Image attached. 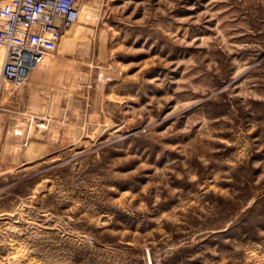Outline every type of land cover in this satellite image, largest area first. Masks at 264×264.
I'll list each match as a JSON object with an SVG mask.
<instances>
[{"label": "rangeland", "instance_id": "1", "mask_svg": "<svg viewBox=\"0 0 264 264\" xmlns=\"http://www.w3.org/2000/svg\"><path fill=\"white\" fill-rule=\"evenodd\" d=\"M47 57L0 91V264H264V0H83Z\"/></svg>", "mask_w": 264, "mask_h": 264}, {"label": "built area", "instance_id": "2", "mask_svg": "<svg viewBox=\"0 0 264 264\" xmlns=\"http://www.w3.org/2000/svg\"><path fill=\"white\" fill-rule=\"evenodd\" d=\"M82 1L0 0L1 82L24 81L79 19Z\"/></svg>", "mask_w": 264, "mask_h": 264}, {"label": "bare ground", "instance_id": "3", "mask_svg": "<svg viewBox=\"0 0 264 264\" xmlns=\"http://www.w3.org/2000/svg\"><path fill=\"white\" fill-rule=\"evenodd\" d=\"M94 20H95V18H94ZM78 21V20H77ZM76 21V22H77ZM83 21V20H82ZM98 21V20H97ZM75 22V23H76ZM84 29V28H83ZM68 30V29H67ZM85 32V31H84ZM64 33H66V31L64 32ZM63 33V34H64ZM75 33V32H74ZM72 39V38H71ZM65 40V39H64ZM64 42V41H63ZM72 42V41H71ZM65 44V43H64ZM72 44V43H71ZM49 63H50V59L47 57V55H45V56H43L40 60H39V63L37 64V66H35V68L32 70L33 72H32V74H31V79L32 80H36L38 77H39V75L42 73V72H44V69H45V67L47 66V65H49ZM5 82H1V80H0V91L1 90H3L4 88H5V84H4ZM6 94V93H5ZM5 96V95H4ZM38 97V96H37ZM32 99V98H31ZM30 115V113L28 112V111H23L22 112V116L23 117H26V116H29ZM14 168V167H13ZM150 261V260H149ZM151 264V263H150Z\"/></svg>", "mask_w": 264, "mask_h": 264}]
</instances>
